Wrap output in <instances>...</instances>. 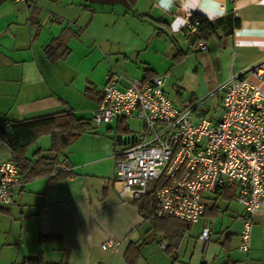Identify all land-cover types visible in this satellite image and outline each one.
Wrapping results in <instances>:
<instances>
[{
    "label": "crops",
    "instance_id": "obj_1",
    "mask_svg": "<svg viewBox=\"0 0 264 264\" xmlns=\"http://www.w3.org/2000/svg\"><path fill=\"white\" fill-rule=\"evenodd\" d=\"M190 13L221 20L216 36L204 42L206 52H194L185 35ZM228 17L238 20V29H231ZM61 36L69 53L52 63L45 49ZM260 63L264 0H137L133 7L125 0H0V122L63 113L89 122L111 72L120 75L122 88L169 73L166 97L184 109L199 104L215 74L217 90L232 76L261 87L264 75L258 81L248 74ZM127 120L91 124L92 130L59 156L50 152L48 127L17 125L14 136L0 137V164L14 158L32 164L40 157L70 170L61 172L67 174L63 179L24 182L14 191V204L0 208V264L37 258L44 264H127L130 245L138 250L135 264H264V203L255 214L250 251L244 253L239 250L243 207L235 196L226 206L217 204L225 198L222 191L205 196L204 216L183 225L144 220L119 195L115 167L130 143ZM14 141L25 146L17 157ZM206 228L209 239L202 241ZM172 235L179 237L177 246L167 250ZM108 240L118 244L103 251Z\"/></svg>",
    "mask_w": 264,
    "mask_h": 264
},
{
    "label": "built area",
    "instance_id": "obj_2",
    "mask_svg": "<svg viewBox=\"0 0 264 264\" xmlns=\"http://www.w3.org/2000/svg\"><path fill=\"white\" fill-rule=\"evenodd\" d=\"M191 15H187L185 35L192 39L194 52H206V43L193 44L198 32L189 22ZM248 74L261 80L264 63L254 65ZM168 77L169 73L135 79L122 88L119 74L107 76L91 124L98 127L127 118L141 123L134 143L116 163L114 185L122 198L134 203L142 201L163 178L165 185L155 192L153 217L185 224L204 216L205 196L233 187L235 201L243 207L239 250L249 253L255 214L264 203V89L242 76H232L216 91L221 94L220 115L208 120L197 116L199 104L179 109L166 97ZM10 131V122H0V137ZM54 169L70 171L63 163ZM23 183L13 162L0 164V208L14 204V191ZM209 235L206 228L200 239L207 241ZM117 244L108 240L101 249H114Z\"/></svg>",
    "mask_w": 264,
    "mask_h": 264
},
{
    "label": "trees",
    "instance_id": "obj_3",
    "mask_svg": "<svg viewBox=\"0 0 264 264\" xmlns=\"http://www.w3.org/2000/svg\"><path fill=\"white\" fill-rule=\"evenodd\" d=\"M125 1L130 7H133L137 0H125ZM228 19L232 30L239 28L238 20H234L233 17H228ZM189 22L196 26L198 32L197 37L193 41V44H195L200 41L209 42L210 40H212L216 36V27L217 25H219V23H221V20L212 22L201 15L192 13L191 17L189 18ZM68 53L69 51L65 47V41L63 36L53 40L45 49V54L52 63L64 59L68 55ZM17 125L23 127L25 126L30 129H34L36 127H48L50 131V140H51L50 152L55 154L56 156L61 155L62 152L68 147V145L76 137H78L82 133L90 132L92 130L90 126L91 125L90 121L87 122L77 119L71 113L58 114L54 117L40 118L38 120L28 121V122L27 121L10 122L11 131L8 135L14 136L15 133L14 128H16ZM120 129L122 130V132L124 131L123 133L126 132V130L125 129L123 130L121 126ZM12 147L16 157L20 152H22L25 149V146L18 145V143L12 145ZM16 160L14 158V161L12 162L18 167L20 175L22 176L24 182L41 176H49L50 180H59L67 176V174L61 173L59 171H55L54 166L57 163L51 162L50 159H43L37 157L36 161L33 162L32 164L30 163L19 164ZM164 185H165L164 179L163 178L159 179L157 182L153 184L150 192L142 201L131 203L133 206L137 208L140 216L144 220H149L151 222L156 221V219L153 217V210L155 205L154 196H155V192L160 188H162ZM222 193L225 194L224 199H228V200L233 199L235 196V190L233 187L224 188L222 190ZM165 219L174 220L185 225V223L175 220L173 218H165ZM51 238H52L51 236H43V239H51ZM178 238H176L175 235H172L170 237L167 250H174L176 248ZM137 258H138V250H135L134 247L130 245L125 253L126 263L135 264ZM24 264H44V263L41 260V258H37V259L27 260Z\"/></svg>",
    "mask_w": 264,
    "mask_h": 264
},
{
    "label": "rangeland",
    "instance_id": "obj_4",
    "mask_svg": "<svg viewBox=\"0 0 264 264\" xmlns=\"http://www.w3.org/2000/svg\"><path fill=\"white\" fill-rule=\"evenodd\" d=\"M219 75L215 74L211 76L209 86L211 87L210 90H208L207 94L200 99L199 104L200 108L198 110L199 115H203L204 118L210 120L220 115L221 113V107L219 105V98L221 97V94H216L218 85L215 84V77L218 78ZM261 87H264V82L260 84ZM211 94V95H210ZM210 95V97H209ZM170 99L173 100V96L169 95ZM209 97V98H208ZM174 101V100H173ZM176 102V101H175ZM126 125L129 129V136L132 138V141H129L127 146H129L131 143H134L135 141V134L141 131V123L138 122L136 119L130 118V120H127ZM44 140V139H43ZM228 202L224 198H218L217 204L219 206H226Z\"/></svg>",
    "mask_w": 264,
    "mask_h": 264
},
{
    "label": "water",
    "instance_id": "obj_5",
    "mask_svg": "<svg viewBox=\"0 0 264 264\" xmlns=\"http://www.w3.org/2000/svg\"><path fill=\"white\" fill-rule=\"evenodd\" d=\"M130 140H131V138H130V139H126V141H130ZM120 141L123 142V137H122V136H120V137L118 138V142H120Z\"/></svg>",
    "mask_w": 264,
    "mask_h": 264
}]
</instances>
